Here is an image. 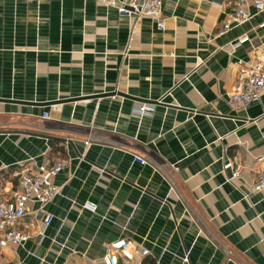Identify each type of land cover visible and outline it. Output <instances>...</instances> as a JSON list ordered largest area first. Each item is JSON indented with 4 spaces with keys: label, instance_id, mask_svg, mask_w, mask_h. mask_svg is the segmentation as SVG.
<instances>
[{
    "label": "crops",
    "instance_id": "1",
    "mask_svg": "<svg viewBox=\"0 0 264 264\" xmlns=\"http://www.w3.org/2000/svg\"><path fill=\"white\" fill-rule=\"evenodd\" d=\"M222 3L165 0L161 30L102 0H0V191L64 163L54 222L41 237L26 218L31 239L0 264H104L120 239L134 258L119 264H264V92L247 109L226 100L264 12L221 36Z\"/></svg>",
    "mask_w": 264,
    "mask_h": 264
},
{
    "label": "built area",
    "instance_id": "2",
    "mask_svg": "<svg viewBox=\"0 0 264 264\" xmlns=\"http://www.w3.org/2000/svg\"><path fill=\"white\" fill-rule=\"evenodd\" d=\"M201 3H212L214 0H199ZM223 6H232L233 11L226 14L223 28L220 35L223 36L232 29L249 23L254 16L264 12V0H222ZM108 6L116 7L122 16L134 17L136 25L142 19H151L161 30L166 29V23L162 17L165 0H102ZM255 10V14L251 12ZM258 28L264 29V22ZM251 38L245 34L230 45V51L249 43ZM255 58L250 62L238 61L240 74L235 84L234 90L228 94L227 103L234 109H247L253 102L260 101L264 92V42L254 49ZM171 95V92L168 93ZM118 96H113V99ZM164 102V98L159 103ZM153 108L148 105H141L136 108L140 117L151 113ZM48 114H43V119H48ZM90 145V141L86 142ZM134 160L141 165H148V161L136 155ZM232 164L226 165V169L232 168ZM64 170V163L59 162L56 165L41 166L37 172L30 168H24L18 174V189L10 198L6 197L0 191V248L4 249L9 244L21 246L31 239L32 233L29 225L24 226L23 221L28 217L41 218L42 227L38 235L43 237L46 230L52 225L55 215L47 210V206L52 203L60 194V188L57 187L53 179ZM240 177V171H234L232 179ZM264 189V166L253 185V191L259 192ZM33 205H38L37 209ZM83 208L91 213L97 212V206L87 202ZM141 256H148L150 253L145 248H140ZM120 257L127 260L134 258L130 250V244L125 239L112 242L104 257V264H119ZM188 263V257L184 259ZM151 264H158L153 262Z\"/></svg>",
    "mask_w": 264,
    "mask_h": 264
}]
</instances>
